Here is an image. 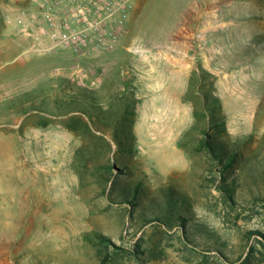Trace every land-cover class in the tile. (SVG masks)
Returning a JSON list of instances; mask_svg holds the SVG:
<instances>
[{"label":"rangeland","instance_id":"rangeland-1","mask_svg":"<svg viewBox=\"0 0 264 264\" xmlns=\"http://www.w3.org/2000/svg\"><path fill=\"white\" fill-rule=\"evenodd\" d=\"M31 6L0 0V264L240 257L245 232L264 233V0H139L115 49L88 57L31 47L6 23ZM136 45L149 52L134 55ZM79 117L93 134L67 128ZM206 136L236 155L226 179L241 206L219 190L218 168L199 148ZM110 168L118 189L139 183L160 201L169 188L187 195L211 238L195 249L178 227L133 220L108 196ZM207 245L226 247L230 261Z\"/></svg>","mask_w":264,"mask_h":264},{"label":"trees","instance_id":"trees-1","mask_svg":"<svg viewBox=\"0 0 264 264\" xmlns=\"http://www.w3.org/2000/svg\"><path fill=\"white\" fill-rule=\"evenodd\" d=\"M200 96L202 98L204 111L210 113L207 93L202 92L200 93ZM214 100L217 102V105H220L219 99ZM89 118L92 125L95 126L93 117L90 116ZM217 127L221 128V130H225L223 121L217 123L216 128ZM67 128L75 134L80 130L93 134L91 126L83 121L81 117L71 119ZM120 131V133H116L113 136V141L119 147L124 146L126 142V140L122 138L125 131L122 129ZM199 148L205 152L212 161V164L218 168L222 181L218 188L225 196V200H227L232 206H241L236 197V181L229 182L226 179V172L233 168L236 155L228 154L220 142H217L213 137L211 139L209 136L200 139ZM119 160L122 159L117 158V161ZM103 169H105V167ZM118 171V175L127 174L125 167H120ZM108 174V179L111 182L108 196H116L117 199H119L115 200L116 202H119V204H126L128 206V214L133 220L138 217L143 226L153 225L154 227L164 228L166 230L171 227H178L182 231V238L184 241L195 249H198L201 246L198 237L202 236L207 237L208 239L211 238L212 234L210 229H208L206 224L197 219L195 214L192 213L193 206L187 195L179 194L174 191L173 188H169L164 195L163 201L154 197L148 199L144 197V191L139 183L133 188L128 187V189L124 190L118 189L119 184L118 181H116V179L119 178L117 177L118 175L113 173L111 168L108 171ZM149 207L153 214L151 217L147 210ZM245 238L247 240L246 251L229 264H264V233L260 231H247L245 232ZM98 241L104 246L102 248L106 252L110 250V246L114 248L113 254H118V251L121 249L113 245L109 239L103 236L99 235ZM207 246V249H213L220 259L230 261L226 253V247ZM101 263L108 264L107 260H102Z\"/></svg>","mask_w":264,"mask_h":264},{"label":"built area","instance_id":"built-area-1","mask_svg":"<svg viewBox=\"0 0 264 264\" xmlns=\"http://www.w3.org/2000/svg\"><path fill=\"white\" fill-rule=\"evenodd\" d=\"M139 0H31V8L6 23L15 26L31 47L77 57L115 49ZM140 57L149 50L133 46Z\"/></svg>","mask_w":264,"mask_h":264},{"label":"crops","instance_id":"crops-1","mask_svg":"<svg viewBox=\"0 0 264 264\" xmlns=\"http://www.w3.org/2000/svg\"><path fill=\"white\" fill-rule=\"evenodd\" d=\"M235 7H237V5H234Z\"/></svg>","mask_w":264,"mask_h":264}]
</instances>
